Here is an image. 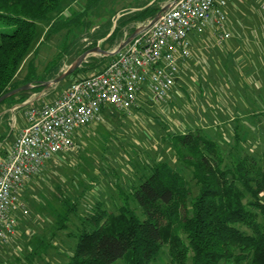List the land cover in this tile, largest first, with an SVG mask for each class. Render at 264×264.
Masks as SVG:
<instances>
[{
  "label": "trees",
  "instance_id": "trees-1",
  "mask_svg": "<svg viewBox=\"0 0 264 264\" xmlns=\"http://www.w3.org/2000/svg\"><path fill=\"white\" fill-rule=\"evenodd\" d=\"M167 1L139 0L114 21L109 18L90 31V12L101 0H86L69 15L63 14V0H0V96L36 84L0 104H23L43 90L38 84L57 77L64 65L97 44L106 49L118 46L136 30V23L151 19ZM63 30L61 48L38 70L32 55L39 43ZM83 32L90 39L86 45L80 42ZM114 55L87 56L59 83L70 77L67 87L90 70H101ZM23 64L25 72L17 78ZM168 137L175 159L189 169L197 192L192 195L189 181L177 168L164 160L150 162L149 174L131 191L142 217L127 203L109 214L99 206L83 218L73 252L63 264H111L118 259L124 264H153L163 247L169 264H264V153L258 158L236 145L226 155L201 128L186 127Z\"/></svg>",
  "mask_w": 264,
  "mask_h": 264
},
{
  "label": "rangeland",
  "instance_id": "rangeland-1",
  "mask_svg": "<svg viewBox=\"0 0 264 264\" xmlns=\"http://www.w3.org/2000/svg\"><path fill=\"white\" fill-rule=\"evenodd\" d=\"M63 1L65 6L63 14L69 15L73 11H79L86 0ZM138 1L101 0L90 12L94 22L90 31L109 18L114 21L118 13L135 5ZM164 4L165 2H162L160 5L164 6ZM261 5V0H226V5L222 8L226 17L225 26L233 34H251L260 31L261 36L264 37V9ZM141 23H136L135 26ZM46 25H42V30H45ZM42 32L39 40L43 38ZM65 33L63 30L52 34L48 40L39 43L37 52L32 55H35L34 61L38 70H41L44 64L59 51ZM80 39V42L85 45L90 41L87 32H83ZM113 49L115 47L108 50ZM89 55L100 57L103 54ZM66 59L67 57L64 58L65 62H67ZM25 67L26 65L23 64L17 73V78L25 72ZM66 68L67 66L64 65L62 69ZM91 73L93 70L86 74ZM70 79L68 77L60 83L44 87L37 94L40 98L36 102L53 100ZM180 90H182L181 97ZM188 91L185 87L173 85V90L169 92L166 100L156 102L146 90L139 96L138 108L130 110V113L108 105L107 109H112L114 114L104 110V113L108 115L102 114L101 121H92L85 125L88 126V130L84 131L90 133L86 132V136L76 138L73 151L56 153L46 160V168L41 177L34 178L30 186H23L19 191V199L27 210V213L21 216L19 222L16 220L15 224L17 229L15 236H18L20 240H15V236L9 237L10 245L19 244L20 249L17 251L22 250L26 255L18 258L13 255V249L11 253L12 247L7 245L4 249L0 248V264H63L67 262L73 252L76 233L83 218L85 215L98 211L99 206L109 214V212H119V206L127 203L135 210V214L142 217V211L132 197L131 191L133 186L139 184L141 177L149 174L148 164L155 160H164L184 174L194 195L197 192V186L191 179L189 169L175 159L168 137L172 133L182 132L186 128V118L194 113L186 98ZM37 96L33 94L30 100L34 101ZM13 105L15 104L9 101L0 104V136L3 135L0 144L4 148V151L0 152L1 156H5L6 148L15 139L18 129L27 124L23 108L10 111ZM5 110L8 112L7 116L2 117L1 113ZM258 132L264 135V125L257 124L256 141L249 147H240V149L259 158L264 153V138L263 143H260ZM228 149L222 147L226 155ZM38 207L42 208L38 209ZM34 222H36L35 225ZM36 227L41 228L39 231L42 234L35 231ZM29 229L31 231L25 233L26 237H20L22 234L20 231ZM41 240L44 246L43 253H40L41 249L36 244ZM166 250V247H163L159 251L158 258L153 264L170 263ZM36 251L40 255L35 258V261L29 262L30 258L26 256ZM111 264H124V261L118 259Z\"/></svg>",
  "mask_w": 264,
  "mask_h": 264
},
{
  "label": "built area",
  "instance_id": "built-area-1",
  "mask_svg": "<svg viewBox=\"0 0 264 264\" xmlns=\"http://www.w3.org/2000/svg\"><path fill=\"white\" fill-rule=\"evenodd\" d=\"M261 2L264 9V0ZM166 3L168 9L153 24L148 25L149 19L138 25L136 28L142 30L101 70L68 85L51 101L35 104L29 98L10 109L16 111L23 105L27 124L18 129L5 156L0 155L1 242L7 243L15 231L13 211L20 208L27 213L19 199L23 180L38 173L54 154L68 152L73 147V134L80 127L99 120L100 112L108 105L130 111L146 90L153 101L164 102L180 63L190 56V33H203L211 27L218 43L231 37L222 11L226 0Z\"/></svg>",
  "mask_w": 264,
  "mask_h": 264
},
{
  "label": "crops",
  "instance_id": "crops-1",
  "mask_svg": "<svg viewBox=\"0 0 264 264\" xmlns=\"http://www.w3.org/2000/svg\"><path fill=\"white\" fill-rule=\"evenodd\" d=\"M188 37L191 43L190 56L180 63L174 83V85L177 84L189 90L186 92V98H188L191 111H194L195 114L186 118V127L201 128L206 136L216 140L224 149L236 145L242 148L249 147L256 141L257 124L264 125V38L258 32L251 34H233L231 32L229 40L226 39L222 43H218L211 27H208L203 33H190ZM172 90L173 85L170 92ZM181 92L182 90L179 93L180 97ZM36 100H38V96L33 102L41 104ZM139 103L138 98L136 105L130 110L138 108ZM193 106L195 108H192ZM104 110L114 114L112 109L105 107L100 112V119L95 121H101L102 114L108 115V113H104ZM87 128L88 126L80 127L73 134V147L69 151L74 150L77 137L81 138L90 133L84 131L88 130ZM81 131L83 132L81 133ZM258 133L259 142L263 143L264 135ZM2 149L4 150L3 147ZM45 163L38 173L23 180L21 188L30 186L34 178L41 177L46 168ZM41 208L38 207V209ZM12 214L18 222L24 215L20 208L13 211ZM35 224L36 222H34ZM35 229L37 233L42 234L39 231L41 228L36 227ZM27 231L31 230L20 231L22 232L20 237L25 236ZM16 233L17 229L10 234V238ZM14 238L20 240L18 236ZM10 243L11 240H8L7 243L0 241V248L4 249L9 245L12 247L11 253L13 249V255L18 258L26 255L22 250L17 251L20 249L19 244L12 246ZM42 243V240L36 243L37 247L41 249L40 253H43ZM38 255L40 254L36 251L26 257H29V262H32Z\"/></svg>",
  "mask_w": 264,
  "mask_h": 264
},
{
  "label": "water",
  "instance_id": "water-1",
  "mask_svg": "<svg viewBox=\"0 0 264 264\" xmlns=\"http://www.w3.org/2000/svg\"><path fill=\"white\" fill-rule=\"evenodd\" d=\"M169 5L168 3H165L164 6L162 5L160 7V9H158V11L154 14V16L150 19L149 21V24L148 25H151L153 24V22H155V20L157 19V17L160 15L161 12H164L166 11V9H168ZM142 30V27L141 28H136V30L129 36H127L116 48L114 51H110L108 49H105V48H101V45L97 44L96 46L94 47H91L89 49H87L86 51H84L83 53H81L70 65L67 66V68L65 70H63L61 72V74H59L57 77H54L50 80H46L44 81L43 83H40L38 84L39 86L40 85H43L44 87H47V86H52L56 83H58L59 81H61L65 76L69 75L74 69H76L77 67H79L87 56H89V54H92V53H102L103 55H113L115 54L116 52L120 51V49H122L129 41L130 39L135 35L137 34L138 32H140ZM36 84H33V83H27L25 85H22L21 87H18V88H15L4 93L3 95L0 96V102L3 101L4 99H6L7 97L11 96V95H14L16 93H18L19 91H22V90H26V89H30L32 87H35Z\"/></svg>",
  "mask_w": 264,
  "mask_h": 264
}]
</instances>
